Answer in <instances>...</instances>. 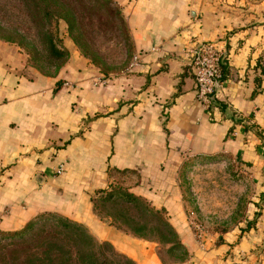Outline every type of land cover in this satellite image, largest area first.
Instances as JSON below:
<instances>
[{
	"label": "crops",
	"instance_id": "crops-1",
	"mask_svg": "<svg viewBox=\"0 0 264 264\" xmlns=\"http://www.w3.org/2000/svg\"><path fill=\"white\" fill-rule=\"evenodd\" d=\"M112 1L137 60L110 77L76 49L44 74L0 39V230L57 213L135 264H164L154 242L97 214L117 185L165 213L188 251L172 264H264L263 208L201 248L180 184L189 157H231L264 193V0ZM199 41L222 53L207 110L186 54Z\"/></svg>",
	"mask_w": 264,
	"mask_h": 264
},
{
	"label": "rangeland",
	"instance_id": "rangeland-1",
	"mask_svg": "<svg viewBox=\"0 0 264 264\" xmlns=\"http://www.w3.org/2000/svg\"><path fill=\"white\" fill-rule=\"evenodd\" d=\"M62 2L64 6L51 4L49 7L45 1L38 0L41 21L36 8L27 6L24 0H0V39L17 47L29 66L49 74H55L66 65L72 49L91 62L104 78L121 71L132 61L131 36L121 11L112 0L110 4L102 0ZM46 11L50 12L49 17ZM48 35L63 51L62 58L57 59L48 49ZM180 184L195 242L196 232L201 234L203 243L205 236L217 241L224 232L245 226L248 215L255 214L251 220L255 222L262 213L260 209H264V193L251 182L249 170L231 157H189L180 171ZM96 203L97 214L107 221L110 220L105 216L107 213L121 214L112 204ZM116 223L125 229V224ZM35 228L39 235L34 240L28 237L25 241H12L0 236V264H31L28 253L32 245L37 244L41 236L59 230L53 221ZM156 238L153 233L145 237L156 244L155 250L164 264L174 263L172 255L180 252H167V246ZM101 251L113 259L110 249Z\"/></svg>",
	"mask_w": 264,
	"mask_h": 264
},
{
	"label": "trees",
	"instance_id": "trees-1",
	"mask_svg": "<svg viewBox=\"0 0 264 264\" xmlns=\"http://www.w3.org/2000/svg\"><path fill=\"white\" fill-rule=\"evenodd\" d=\"M27 6H33L37 10V15L41 17L38 0H24ZM31 1L33 5L29 3ZM51 4L62 5V0H42ZM105 4H110V0H102ZM61 2V3H60ZM47 17L50 12L46 11ZM42 21V17H41ZM48 49L57 59L63 57V51L56 47L52 38L48 35ZM59 68L56 70L58 72ZM54 72V73H56ZM44 73V72H42ZM48 74L49 73H44ZM264 75V70L262 71ZM97 201L104 204H112L120 213H107L105 216L116 226L122 228L116 221L125 224L126 231L145 238L148 233H153L158 241L167 246L166 251L173 254L174 251L180 253L172 255L174 262H182L188 257V251L180 240L177 232L167 220L165 213L156 210L148 201L138 197L120 186H112L110 190H101L94 198V205ZM53 221L59 227L53 234L41 236L37 244L32 245V250L28 253L31 264H135L133 260L124 255L118 256L113 252L112 245L103 241L98 243L87 229L80 223L57 213H42L33 220L27 222L22 228L4 231L0 230L1 238H9L12 241L27 240L28 237L34 240L39 235L35 232V226ZM252 224L248 222V226ZM42 231V230H41ZM110 249L112 258H108L101 250ZM162 262L164 261L160 257Z\"/></svg>",
	"mask_w": 264,
	"mask_h": 264
},
{
	"label": "built area",
	"instance_id": "built-area-1",
	"mask_svg": "<svg viewBox=\"0 0 264 264\" xmlns=\"http://www.w3.org/2000/svg\"><path fill=\"white\" fill-rule=\"evenodd\" d=\"M189 65L193 72L196 87V98L204 109L211 106V95L216 86L220 83L222 77L221 69V49L212 41H199L190 47L186 52ZM137 57L132 59L136 61ZM104 82V78L96 80L95 84ZM62 170V165H58L57 172ZM193 224V223H192ZM198 228V227H197ZM198 246L203 248V238L201 234H195Z\"/></svg>",
	"mask_w": 264,
	"mask_h": 264
},
{
	"label": "water",
	"instance_id": "water-1",
	"mask_svg": "<svg viewBox=\"0 0 264 264\" xmlns=\"http://www.w3.org/2000/svg\"><path fill=\"white\" fill-rule=\"evenodd\" d=\"M212 99H213V97H212Z\"/></svg>",
	"mask_w": 264,
	"mask_h": 264
}]
</instances>
